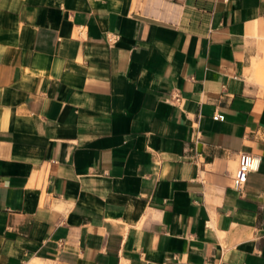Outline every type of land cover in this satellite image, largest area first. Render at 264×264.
Wrapping results in <instances>:
<instances>
[{"label":"crops","instance_id":"1","mask_svg":"<svg viewBox=\"0 0 264 264\" xmlns=\"http://www.w3.org/2000/svg\"><path fill=\"white\" fill-rule=\"evenodd\" d=\"M0 264H264V0H0Z\"/></svg>","mask_w":264,"mask_h":264},{"label":"built area","instance_id":"2","mask_svg":"<svg viewBox=\"0 0 264 264\" xmlns=\"http://www.w3.org/2000/svg\"><path fill=\"white\" fill-rule=\"evenodd\" d=\"M215 119H222L221 115L214 116ZM260 166V157L255 154L240 152L238 154V166L233 179V185L240 190L245 184L250 173L256 172Z\"/></svg>","mask_w":264,"mask_h":264}]
</instances>
